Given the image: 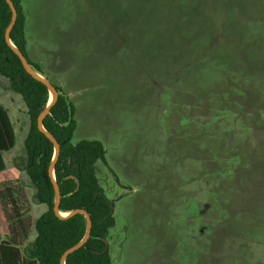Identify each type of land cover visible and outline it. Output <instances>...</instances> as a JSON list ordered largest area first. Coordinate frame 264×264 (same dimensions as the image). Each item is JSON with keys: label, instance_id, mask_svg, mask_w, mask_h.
<instances>
[{"label": "rangeland", "instance_id": "obj_1", "mask_svg": "<svg viewBox=\"0 0 264 264\" xmlns=\"http://www.w3.org/2000/svg\"><path fill=\"white\" fill-rule=\"evenodd\" d=\"M22 5L28 57L76 106L73 141L105 146L113 263L264 264V0ZM0 104L15 130L0 181L24 184L35 219L30 119L2 75Z\"/></svg>", "mask_w": 264, "mask_h": 264}, {"label": "trees", "instance_id": "obj_2", "mask_svg": "<svg viewBox=\"0 0 264 264\" xmlns=\"http://www.w3.org/2000/svg\"><path fill=\"white\" fill-rule=\"evenodd\" d=\"M13 2L18 16L10 33L11 40L34 69L45 76L41 66L32 62L26 52V14L22 0ZM11 19L9 3L0 0V75L8 79L11 89L21 95L27 107L30 123L25 138V155L20 163L34 187L36 200L46 204V209L34 219L24 184L0 181V205L8 225L6 237L0 228V264H62V254L82 240L88 222L82 212L61 217L54 210L56 194L49 166L55 146L37 124V117L49 104L51 94L44 82L26 71L18 54L7 43L5 31ZM54 85L59 94L44 118V127L60 144L55 163V176L61 192L59 208L64 213L82 208L91 219L89 238L66 257L65 264H114L107 243L109 231L116 224L114 200L106 194L97 173L98 161L106 159L105 146L98 139L73 141L77 128L76 106L60 85ZM14 143L15 130L10 114L0 104V171L6 167L4 152ZM33 229L36 236L27 245Z\"/></svg>", "mask_w": 264, "mask_h": 264}, {"label": "water", "instance_id": "obj_3", "mask_svg": "<svg viewBox=\"0 0 264 264\" xmlns=\"http://www.w3.org/2000/svg\"><path fill=\"white\" fill-rule=\"evenodd\" d=\"M7 2L9 3L10 8L12 10V19H11L10 23L8 24L6 31H5V38H6L7 43L10 44L13 47L14 51L18 54V56L20 57L26 71L29 72L30 74L34 75L35 77L39 78L42 82H44L47 85V87L49 88L50 92L53 93V98L49 101V104L46 105L41 110V112L39 113V115L37 117V124H38V127L53 141L54 146H55L54 157H53V160L49 166V175L52 178L54 188H55V194H56L54 210H55L56 214L61 216V217L72 215V214H75L76 212H82L83 214H85V216L87 218V222H88V228H87L86 234L82 238V240H80L78 243L67 248L64 251V253L62 254L61 263L65 264L66 257L70 253H72L73 251H75L79 247H81L89 238L91 219H90L89 213L82 208L73 209L70 212H67V213L65 212V214L59 208L61 192H60V187H59V184H58V182L56 180V176H55V163H56L57 158L59 156L60 144L57 141V139L55 138V136L44 127V118L50 113L51 105L56 101L59 92L56 89L55 85L46 76H44L43 74L38 72L36 69H34L33 65L29 62V60L27 59L25 54L12 42L10 33H11L13 25L16 22V19L18 16V11L16 9V6H15L13 0H7ZM107 243H109L108 240H107Z\"/></svg>", "mask_w": 264, "mask_h": 264}, {"label": "bare ground", "instance_id": "obj_4", "mask_svg": "<svg viewBox=\"0 0 264 264\" xmlns=\"http://www.w3.org/2000/svg\"><path fill=\"white\" fill-rule=\"evenodd\" d=\"M51 94H52V97L50 98V100L53 98V93L51 92ZM65 214V213H64Z\"/></svg>", "mask_w": 264, "mask_h": 264}]
</instances>
